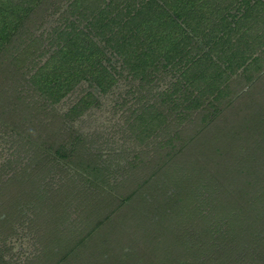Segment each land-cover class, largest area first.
Returning <instances> with one entry per match:
<instances>
[{
    "label": "trees",
    "instance_id": "1",
    "mask_svg": "<svg viewBox=\"0 0 264 264\" xmlns=\"http://www.w3.org/2000/svg\"><path fill=\"white\" fill-rule=\"evenodd\" d=\"M0 151V264H264V0H0Z\"/></svg>",
    "mask_w": 264,
    "mask_h": 264
},
{
    "label": "rangeland",
    "instance_id": "2",
    "mask_svg": "<svg viewBox=\"0 0 264 264\" xmlns=\"http://www.w3.org/2000/svg\"><path fill=\"white\" fill-rule=\"evenodd\" d=\"M247 85V83H245ZM104 106L98 112L96 110L91 111L90 113L85 114L82 116L78 121L75 122L77 127L85 132H92L95 128H105L109 130L112 127L113 123V116L110 109V105L112 104L113 100H115V95L112 93L110 96L108 95ZM68 104V100H65L61 103L62 109L66 107ZM6 152L1 153L0 151V160H3L6 157ZM20 234L16 237H13L10 241L11 243V250L9 254L17 255L18 251H27L29 239L28 236L23 234V232H19ZM8 245V243H7ZM29 250V249H28ZM22 257V256H20Z\"/></svg>",
    "mask_w": 264,
    "mask_h": 264
}]
</instances>
